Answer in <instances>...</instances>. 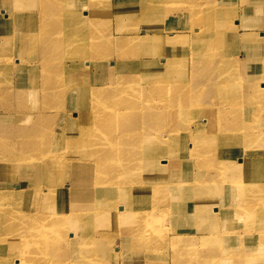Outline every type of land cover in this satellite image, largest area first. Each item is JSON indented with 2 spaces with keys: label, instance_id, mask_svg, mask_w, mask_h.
<instances>
[{
  "label": "bare ground",
  "instance_id": "bare-ground-1",
  "mask_svg": "<svg viewBox=\"0 0 264 264\" xmlns=\"http://www.w3.org/2000/svg\"><path fill=\"white\" fill-rule=\"evenodd\" d=\"M73 1L35 0V5L31 4L32 7L20 15L4 19L2 14L0 25L7 28L0 27V36L9 32L10 25L30 22V27L21 33L19 50H23L28 41L31 43V37L43 33L49 35L50 42H67L70 35L82 30L70 22L77 12L70 16L65 10L68 8L65 4ZM8 6H0V9L11 11ZM151 7L154 13L161 9L154 3ZM133 10L134 5L130 8ZM50 16L54 20L48 25ZM116 30L119 34V29ZM163 33L146 31L141 35L144 37L135 35L126 39L123 36L117 41L113 37L116 33H111L107 38L108 46L98 48V55L112 54L114 47L122 54L135 42L139 47L128 56L131 58L129 63L118 58L108 70L110 77L107 80L94 79L90 84L94 87L86 95L78 93L81 86L78 82L63 79L59 73L75 67L69 64L71 61H61L62 47L55 49L53 54L48 47L43 48V57L35 61L42 65L44 83L39 85L38 79V84L28 87L29 82L19 78L22 71L15 78L9 74V69H5L15 43L0 40V154L4 152L0 155V182L13 183L16 179H24L27 190L17 194L22 203L18 206L36 209L17 210L11 214L8 207L0 203V264H99L101 261L93 258L98 253L96 247H108L112 242L108 233L104 234L105 219L109 215L128 222L131 233L142 234L157 226L159 219L163 222V217L171 213L166 210L168 203L174 204L176 200L184 213L177 217L178 229L182 233L173 235L174 243L184 246L199 238L230 237L231 245H234L243 236H251V241L254 240L250 220L242 227L219 229L215 224L203 222L204 218H218L217 211L204 209L198 202L202 199L212 204L221 203L231 211L237 210V217H242L252 204H261L264 208V168L261 167L264 132H261V126L258 133L247 128L255 119V108L250 105L252 98L250 95H234L229 99L220 94L222 86L228 82L224 75L228 74L217 70V106L191 103L192 92L202 82L199 67L180 73L178 81L173 68H179V64L170 58L171 53L167 52L170 48L161 46L167 56L162 53L156 56L151 51L157 49L150 44L168 42ZM206 41L203 39L202 44ZM209 47L202 49L209 50ZM51 58L57 61V73L54 74L45 71L46 67L52 70L48 65ZM198 63L203 64L202 61ZM32 67L37 69L38 65ZM148 67L155 70L154 76L141 77V70ZM210 80L213 86L212 77ZM236 85L239 89V81L226 86L232 90ZM158 94L162 95L161 102L168 104L167 107L156 103ZM9 96L18 99L17 108L14 103L6 101ZM40 98H46L47 102L40 108L33 104L28 117H20L15 129L11 128L12 114L23 104ZM66 107L70 112L78 109V115L70 119L65 112L61 117L63 125L55 132L59 112L52 113L51 109ZM227 114L229 119L225 116ZM255 115H261L260 107L255 110ZM204 116L208 118L202 123ZM47 117L54 118L48 126L44 125ZM70 130L72 134L66 135ZM34 134L43 136V139H36ZM213 146L219 147L216 152ZM178 160L180 164L182 160L189 161L191 171L181 166V172H174ZM225 169L230 170V183L224 180L222 171ZM262 172L263 179L257 185L261 194L255 196L246 185L256 181ZM207 185L218 187L210 190ZM176 190L178 194L174 196ZM114 195L119 202L109 204L107 198ZM132 195L147 198L152 206L160 204L161 207L156 213L135 214L132 211L139 207L140 200L134 202ZM119 203L123 206L117 205ZM14 208L18 209L17 206ZM258 217L264 222L263 214ZM259 220L256 217L255 222ZM193 221L197 226L192 225ZM163 226L164 231L172 230ZM192 231L195 233L191 238L189 232ZM156 233L159 243L166 244L165 235L161 231H154ZM146 239L139 236L134 243L150 246ZM258 239L264 243L262 230ZM253 245L238 244L240 250L247 247L254 250ZM118 254L111 255L116 258ZM254 259L261 261L257 255Z\"/></svg>",
  "mask_w": 264,
  "mask_h": 264
},
{
  "label": "rangeland",
  "instance_id": "rangeland-1",
  "mask_svg": "<svg viewBox=\"0 0 264 264\" xmlns=\"http://www.w3.org/2000/svg\"><path fill=\"white\" fill-rule=\"evenodd\" d=\"M33 1L35 0H0V6H8L7 3H10L8 7L12 8L11 11L0 9V15L3 14L4 19L9 18L10 15H20L25 12L24 10L35 5ZM78 2L80 0H74L68 5L65 4V8L68 7L65 10L69 12L70 16L77 12L76 15L74 14L70 18L71 24L82 27L79 33L70 35L67 42H50L48 41L49 35L43 33L37 35L36 38L31 37V43L28 41L24 49L19 50L18 41L22 38L21 33L30 27V22L10 25L8 28L9 32L2 33V36H0L2 42L11 40L15 43L14 49L10 52V58L8 57L9 59L6 60L5 69H9V74L16 78L19 76V71H22L19 78L23 82L28 81V87L38 84L36 82L38 79L40 80L39 85H41L44 83L42 65L35 60H41L45 46L51 50L52 54L55 49L62 47L64 54L61 61H71L69 64L75 67H70L67 71H59V73L63 79L78 82L81 85L78 93L86 95L94 87V85H90L94 83V79L107 80L110 77L108 70L118 58H122L129 63L131 58L128 56L132 55L131 52L139 47V44L135 42L128 51L122 54L114 47L112 54L98 55V48L103 49L108 46L107 38L111 36V33H116L113 37L117 41L123 36L128 39L135 35H144L146 31L158 30L159 32H164L162 35L168 37L169 43L150 44V46L157 49L151 51L153 54L156 53L154 54L156 56H160L161 53L163 54L162 56H167L161 46L170 48L167 51L171 53L170 58L179 64V68H173L178 81L180 73L189 72L199 67L198 72L201 74L202 82L192 92L191 103L194 101L199 106L206 103L213 108L217 106L219 88H215V73L219 70L228 74L224 75L228 82L222 86L220 94L228 96L229 99L234 95H242L244 97L250 95L252 98L250 99L251 107H254L255 110L260 107L261 115H263L264 0H83L81 4ZM153 3L161 8L155 13L151 7ZM132 5H134L133 12L130 11ZM149 7H151L150 11H148ZM79 12L81 15H77ZM53 20L54 17L50 16L47 24L49 25L50 21ZM0 27L7 28L2 25ZM117 28L119 29V34L116 30ZM198 32L207 33L211 36H203ZM153 34L154 32L149 35ZM203 39H207L205 44H202ZM207 45H210L209 50L206 48L203 51L202 48ZM20 60H23V63H20ZM199 61H202L203 64L200 65ZM56 62L53 58L49 59L48 65H50L52 70L46 67L45 71L51 74L57 73ZM22 64L24 65L20 69ZM34 64H37L38 67L39 65L41 66L36 69L32 67ZM212 70H214V73H211ZM141 73L143 74L141 77H153L155 70L148 67L141 70ZM211 77L213 86L210 80ZM33 78H35V81H32ZM230 80L233 81L230 82ZM236 81H239V89L237 85L232 90V87H227L235 84ZM240 86H243L242 89ZM3 88L8 90L7 87ZM164 96L168 97L169 95ZM161 100L162 95L158 94L155 97L156 103L167 107L168 104L162 103ZM6 101L14 103L15 107L18 105V99L14 96H9ZM244 101H247V99ZM45 102H47L46 98H40L34 99L32 102L29 101L27 105L23 104L22 108L12 114L13 120L10 123V127L15 129L14 126L20 117L25 116L26 119L31 113L33 104L40 108ZM255 110L254 114L251 113L255 116V119L253 123L248 124L247 128L249 131L258 133L257 129L261 126V132H264V117L261 118V115L256 116ZM51 111L52 113L59 112V116L56 118L58 124L55 132H58L61 128L60 126L63 125L62 115L67 113L70 119L78 115V109L70 112L67 107L60 110L52 108ZM225 116L227 119L230 117L228 114ZM14 117L17 118L16 121H14ZM180 118H184V116ZM206 118L208 117H202L201 122H206ZM53 120L54 118L47 117L44 120L45 122L43 121L44 125L48 126ZM70 134H72L71 130L66 135ZM34 137L43 139V136L37 134H34ZM177 145L180 146L178 141ZM218 148L213 146L215 152ZM3 153L1 151V154ZM177 165L174 172H181V166L183 168L186 166L189 172L192 169L189 161L185 162V160H182L180 164L178 160ZM261 167L264 168V154L261 155ZM168 171L171 173L170 170ZM216 171L217 168L213 172L216 173ZM222 174L224 180L230 183V170L225 169ZM257 177L256 181L246 185V188L252 190L255 196L256 193L261 194V188H258L257 185L263 179V172L258 174ZM24 181V179L20 178L13 183L0 182V194L2 195L0 203L3 206H7L11 214L17 210L23 212H26L25 210H36L35 208V210L30 209L29 206H18L22 203L19 201L17 194L27 190ZM68 182L70 181L68 180ZM206 187L210 190H215L218 185L212 188L209 185ZM118 192H120V188H118ZM170 192L172 191L170 190ZM177 194L176 190L173 195L176 196ZM119 200L116 195L107 198L109 204L118 203ZM131 200L134 202L140 200L137 203L139 207L132 211L135 214L156 213L161 207L160 204H157V207L152 206L149 203L150 200L139 195H132ZM198 202L204 209H215L217 211L218 218H204L203 222L205 224H215L219 229L227 230L230 226L242 227L246 221L250 220L252 222L250 226L251 230H253L254 240L251 241V236H243L234 245H231L230 237H219L214 240L199 238L188 242L184 246L174 243L173 235L178 233L181 235L182 233L178 229L177 217L179 218L184 213V209L179 207L180 202L177 203L176 200L174 204L168 203L166 210H170L171 213L163 217V222L159 219L157 226L150 227L148 229L150 231L145 230L146 232L144 231L142 234L131 233V227L128 222H125L123 218H115L109 215V218L105 219V226L107 227L104 229V234L108 233L109 238H112V242L108 247L98 245L96 247L98 253L93 258H98L96 261H101L99 264H235L237 262L243 264H264V243H261L258 239L261 230L264 233V222L261 217H258L261 214L264 215V208L261 207V204L250 205L242 217H237V210L231 211V209L222 206L221 203L212 204L208 200L202 199L198 200ZM13 205L17 206L18 209L14 208ZM117 205L123 206L122 203ZM256 217L260 218L258 222H255ZM163 225L172 230L164 231ZM192 225L197 226V222L193 221ZM154 231H161L165 235L166 244L164 242L159 243L157 233L154 234ZM193 233L195 231L189 232L191 238ZM139 236L148 238L146 240L150 246L135 244L134 242ZM239 243L254 244L252 246L254 250L248 247L240 250ZM17 252L19 251L17 250ZM117 252L119 254L114 258L111 254H116ZM256 255L261 257V261H255Z\"/></svg>",
  "mask_w": 264,
  "mask_h": 264
}]
</instances>
